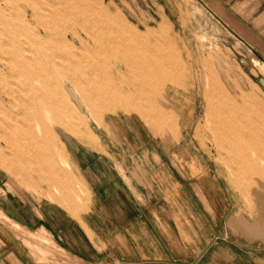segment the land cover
I'll return each mask as SVG.
<instances>
[{
    "label": "rangeland",
    "instance_id": "rangeland-1",
    "mask_svg": "<svg viewBox=\"0 0 264 264\" xmlns=\"http://www.w3.org/2000/svg\"><path fill=\"white\" fill-rule=\"evenodd\" d=\"M223 6L0 0V264H112L109 208L95 207L88 174L96 167L109 182V157L121 156L123 144L111 119L127 114L152 142L176 140L186 129L225 196L229 260L264 264V151L248 138L264 140V59L221 16ZM139 60L141 70L133 71ZM138 82L148 87H134ZM53 112L81 118L70 121L73 130L47 120L52 132L44 119ZM242 138L247 145L233 147ZM41 141L76 177L60 195L37 172L25 177L6 165L26 163ZM68 192L74 205L60 200ZM70 230L84 252L61 236L70 238ZM182 243L159 264L205 262L187 256ZM88 252V263L74 256Z\"/></svg>",
    "mask_w": 264,
    "mask_h": 264
},
{
    "label": "crops",
    "instance_id": "crops-1",
    "mask_svg": "<svg viewBox=\"0 0 264 264\" xmlns=\"http://www.w3.org/2000/svg\"><path fill=\"white\" fill-rule=\"evenodd\" d=\"M202 1L223 3L221 16L249 46L251 53L264 59V0ZM140 62L132 65L133 71L141 70ZM133 86L139 89L148 87L140 82L133 83ZM151 87L162 88L163 84ZM80 118L77 115L70 119L53 112L47 113L44 120L53 132L51 121L70 125L68 129L73 130L75 126L71 122ZM111 122L115 136L121 138L117 140L123 143L118 145L122 154L109 157V182L104 172L96 167H91L88 174L97 195L95 207L109 208V262L159 264L175 255L173 252L180 248L179 242H184L182 245L187 256L202 258L205 261L202 264H243L242 259L229 260L232 252L223 247L225 196L216 183L209 161L199 149H195L186 129L180 128L176 140L159 137L155 143L147 138L131 115H125L123 119L113 117ZM135 142L141 143L135 145ZM39 147L24 164L18 165L14 158L10 164L5 163L25 177H29L30 171L37 172L52 185L55 194L60 195L58 189L68 188L76 177L60 165L61 157L45 141H41ZM58 147L62 151L59 144ZM124 152H132L131 158H126ZM60 200L70 205L75 203L74 195L69 192ZM52 227L56 232L57 228ZM92 229L89 233L95 235L97 229ZM68 233H71L70 238L61 233L63 239L71 248L84 252L86 246L81 239L74 231ZM90 242L95 247L94 240ZM85 254L87 258L74 256L81 263H88L93 255Z\"/></svg>",
    "mask_w": 264,
    "mask_h": 264
},
{
    "label": "bare ground",
    "instance_id": "bare-ground-1",
    "mask_svg": "<svg viewBox=\"0 0 264 264\" xmlns=\"http://www.w3.org/2000/svg\"><path fill=\"white\" fill-rule=\"evenodd\" d=\"M34 11V10H33ZM53 11H55V10H53ZM56 12V11H55ZM60 13V12H59ZM53 15L54 16H57L58 14H57V12L56 13H53ZM52 17V16H51ZM82 25H83V23H81ZM80 24V25H81ZM49 29V28H48ZM109 30V29H108ZM76 41V40H75ZM125 43V42H124ZM138 43V42H137ZM72 49V48H71ZM28 51H29V49H28ZM74 51V50H73ZM43 52V51H42ZM102 52V51H101ZM74 53V52H73ZM75 54H76V52H75ZM65 56V55H64ZM64 58V57H63ZM152 64V63H151ZM154 64V63H153ZM152 64V65H153ZM146 66H147V64H146ZM92 68V67H91ZM121 72V71H120ZM150 74H151V72H150ZM146 86V85H145ZM145 88H147V87H145ZM149 88H150V86H149ZM259 130V129H258ZM255 133H257V132H255ZM263 134V133H262ZM248 138H250V142H255V144L259 147V148H261L263 151H264V140L263 141H261V139H260V137H259V135L257 134V135H250ZM247 145V142H246V140H244L243 138L242 139H240L239 141H237V142H235L234 143V146L233 147H236V148H243V147H245ZM263 156H264V154H263ZM263 158V157H262ZM261 158V159H262ZM24 159V158H23Z\"/></svg>",
    "mask_w": 264,
    "mask_h": 264
}]
</instances>
